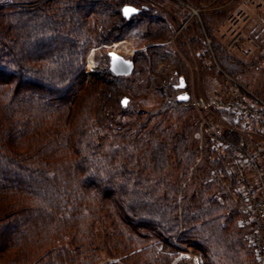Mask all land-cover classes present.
Segmentation results:
<instances>
[{
    "label": "rangeland",
    "instance_id": "obj_1",
    "mask_svg": "<svg viewBox=\"0 0 264 264\" xmlns=\"http://www.w3.org/2000/svg\"><path fill=\"white\" fill-rule=\"evenodd\" d=\"M123 4L144 6L147 11L131 16L135 19L114 33L98 31L102 28L94 30V24L99 26L95 22L101 21L105 13L111 14ZM66 9L70 10L69 16L84 23L80 26L82 37L90 33L86 36L107 35L111 40L100 42L106 45L93 43L82 59L84 87L77 94L70 125H64L66 111L58 117L54 111L39 112L40 101L30 94L20 95V103H15L13 110H0L3 163L10 166L7 161L31 153L33 165L44 161L52 166L48 174L53 175L48 176L49 181L45 177L41 180L42 196L39 193L37 199L21 187L0 191V243L9 246L0 256V264H28L35 260L48 264H253L246 229L240 225L241 214H233L230 221H225L223 217L229 215V209L211 204L221 184L215 183L217 187L212 189L201 185L204 175L219 165H213L216 158L207 152L206 139L201 143L200 135L205 138L207 131L215 128L223 132L235 121L226 103L235 90L232 88L264 97V0H0V49L6 52L7 59H17L20 48L21 56L28 58L39 56L41 51L45 55L47 47L50 51L62 47L69 41L67 36H59L63 39L54 45H43V41L52 43L49 38L53 32H66L61 28L54 31L52 24L56 11ZM16 15L22 17L13 18ZM58 21L63 24L65 20ZM109 51L133 60L130 76L114 78L107 73ZM42 58L51 61L48 54ZM179 77L185 80L182 89L178 88ZM52 89L48 85L47 92L39 93L50 97ZM220 91L224 93L218 103L216 93ZM183 92L189 100L184 105L177 104L176 97ZM48 97L43 104H47ZM124 98L127 103L123 108L120 102ZM53 101L58 105L59 100ZM100 119L106 123L114 120L127 129L140 121V130L144 126L145 130H137L139 136L152 137L150 142H162L167 147L163 150L160 144H154L163 152L161 157L152 150L136 151L144 142L133 146L130 153H119L117 161L136 162L138 176L136 172H125L130 182L120 180L116 184H101L90 176L87 185H96L102 195L86 191L84 196L79 194L85 200L82 201L78 193L69 194L79 182L69 165L79 148L74 142L63 148L61 140L68 139V133L73 138L76 127L84 126L81 124L85 120L91 124L88 127H95ZM146 129L151 132L149 136L145 135ZM171 132L187 134L176 140L175 149L168 137ZM88 140L93 142L91 135L86 136ZM108 149L99 148L101 152ZM133 153H140L142 160ZM226 160L224 167L218 168L223 173ZM139 177L147 183L138 184ZM230 179L226 176L222 184L226 192L233 186ZM154 180L159 181L154 184ZM166 181L178 183L177 191L172 188L169 192ZM148 182L155 186L156 195L159 193L175 206L177 214L170 212L167 217L164 210L157 208L143 210L146 214H142L147 197L136 199L134 195ZM154 186L151 191L155 193ZM134 187L130 196L135 201H124L122 190ZM90 206L97 208L99 218L95 221L87 211ZM171 223L175 227L168 230ZM129 224L140 234L132 241ZM150 229L159 230L157 241L151 242L145 235Z\"/></svg>",
    "mask_w": 264,
    "mask_h": 264
},
{
    "label": "trees",
    "instance_id": "obj_2",
    "mask_svg": "<svg viewBox=\"0 0 264 264\" xmlns=\"http://www.w3.org/2000/svg\"><path fill=\"white\" fill-rule=\"evenodd\" d=\"M124 6H131L134 7L135 9L138 10V13L134 16L137 17V15L141 14L143 11H147L146 8L144 6L138 7L136 5H131V4H123L122 6H119V8H115L113 9L112 13H105L104 17L101 19V21H97L95 23H98L99 26L97 24H94V30L102 28L101 30L99 29L98 31L102 32V31H106L108 33L116 32L117 30H119L120 27H124L127 26V24H130L133 19L135 18H129L128 20H126L123 16H122V8ZM69 9V8H68ZM63 10V11H56V15L54 16L55 19H53V28L55 27L54 31H57L58 28H61L62 30L66 31L63 32L62 34H56L55 32H53V36L49 38L50 41H52V43L47 42V40H44L43 45H54L59 41H61L63 38H60L59 36H67L68 40L67 42H65V44L60 47L59 49H52L47 47L49 50L46 52V54L44 55V52L41 51L39 56L37 55V57H28V58H23V56H21V52L23 49H17L18 52L16 53L17 59L16 58H12V59H7L6 56V52L0 49V110L5 109L4 111H11V109L13 110V106L15 105V103L19 104L20 103V99L18 98L20 95L23 94H30L32 96V98H34V96H36V98L40 101V104L38 103L39 107L41 108L38 111L39 112H44L45 111H54L56 113V117H58L59 114H61V112H65L68 114L67 117H65L64 120V125H70L69 122L70 121V117H72V109L75 105V100L77 97L78 92L84 87L83 83L81 82V80L83 81L84 79V67L85 64H83L82 59L87 55V53L89 52V49L93 46L94 44H102L100 43L101 41L104 40H111V39H107V35L101 37L97 36V37H88L86 35H92L90 33H86L83 37V27L81 28V25H84V23H82V21H77V19L75 17L69 16V11L70 10ZM68 11V12H67ZM61 12V13H60ZM64 12V13H63ZM63 13V15H62ZM133 16V17H134ZM20 15H16L13 16V18H17L19 19ZM72 17V18H71ZM6 18V15H5ZM59 20L63 19L65 20L63 24L58 23ZM13 20V19H12ZM21 20V19H20ZM60 24V25H58ZM86 24H89L88 22ZM118 24V25H117ZM62 25V26H61ZM98 26V27H97ZM80 30H79V28ZM90 28V27H89ZM118 28V29H117ZM91 33H94L91 32ZM71 38V39H70ZM23 41V40H22ZM98 42V43H97ZM110 43V42H108ZM104 45H106L105 43H103ZM102 44V45H103ZM41 45V44H40ZM68 45V46H67ZM50 55V59L51 61H48L46 59H43V56L46 55ZM10 58V57H8ZM23 58V59H22ZM85 60V58H84ZM21 62H23L24 64H22ZM133 62V60H132ZM134 63V62H133ZM13 67L16 69L14 70ZM47 68V69H45ZM107 73L114 77L111 73H109L107 71ZM17 76V77H15ZM28 76V77H27ZM30 76V77H29ZM181 78V77H179ZM185 83V80H183ZM48 85H51L53 87L50 97H48V95L45 94H40L39 92L41 90L46 92L48 91ZM186 85V84H185ZM36 89V90H34ZM37 91V92H35ZM58 93V94H57ZM55 95H57L58 97H54ZM48 97L47 104H43L42 101ZM55 98V99H54ZM34 100V99H32ZM53 100H59L58 105L54 103ZM51 101V102H50ZM44 102V101H43ZM50 102V103H49ZM175 102L178 103H183L186 104V102H177V100H175ZM119 106V105H118ZM120 106H121V102H120ZM121 109V108H120ZM233 116L235 115L234 110L231 109ZM100 111V110H99ZM86 122V120L84 121L83 124L84 126H78L76 127L77 129L75 130V135L72 138L71 136H73L72 134L68 133V139H66V137L64 138L63 136V140H61V138H58L59 140H61L63 142V148L67 147V143H73L75 147L79 148V150L77 151V157L75 159H73V161H71L69 163L70 168H72L73 171H75L74 177L75 179H79L78 184L76 183L75 187L77 188L76 190H74L72 193L71 191H69V194H77V198L79 200L85 201L83 200V198H81L79 196V194L86 193V191L90 192V193H97L98 195H102V190L100 191V189H96V185L92 187L87 185V180L88 178L91 177H95L96 180H99L101 184H116L118 183L120 180H127V182H130V179H127L126 175L124 174L125 172H136V176H138V174L140 173L139 170L137 171V164L135 163H131V160L127 159L128 161L125 162L123 159L122 160H118L117 161V157L123 153L124 151L128 150V152H131V149H134L133 146H136L138 143H142L144 142V145L142 146H136V151H147V153L151 151V153H154L157 156H162V151L158 150L157 148H155L154 144H160V146L163 148L167 147V144H164L162 142L160 143H153L150 142L152 140V137L149 138H145L144 136L137 134V130H140L141 128V122L138 121L136 122L132 129L129 128H124L123 124L119 123L117 124V122H115L114 120H111L109 122H105L102 121L101 119L99 121L96 122V126L95 127H88L91 124ZM233 123V122H231ZM142 130H145V126L143 127ZM140 130V132L142 131ZM147 133L145 135H150V131H148L149 129H146ZM131 131V132H130ZM135 131V132H133ZM146 132V131H145ZM136 133V135L134 134ZM25 135V134H23ZM21 135V136H23ZM59 135V134H57ZM56 135V136H57ZM91 138H93V142L90 143V140L86 141V136H90ZM184 137L187 136L186 132H184L183 134ZM181 135H175V133H170V135H168L169 139L171 141H173V144L171 146H173L172 148L175 149V143L177 139L181 138ZM137 136V137H136ZM26 139L27 136H24ZM59 137V136H58ZM137 138H140L137 139ZM74 139V140H73ZM196 143L198 142V132L196 133V137H195ZM106 141H109V143H106ZM150 142V143H149ZM147 145H146V144ZM69 144V145H70ZM146 145V146H145ZM150 145V146H148ZM156 145V146H157ZM207 147V152L211 155L214 156L216 158V161L214 162L213 165H219V167L223 168L224 165V158H221L220 156H218L215 152H213L212 150H210V142L209 140L206 139V146ZM112 146V148H110ZM145 146V147H144ZM150 147V148H149ZM99 148H109L107 152H101L99 150ZM129 148V149H128ZM206 148V147H205ZM172 149V151H173ZM203 149V148H202ZM157 151V152H154ZM171 151V150H170ZM100 152V153H99ZM127 152V153H128ZM162 152V153H161ZM196 152H198L197 148H196ZM120 153V154H119ZM102 154V155H101ZM104 154V155H103ZM135 155V153H133ZM31 153H26V155L24 156H18L17 159L14 158L13 161H7L9 163V165L11 166H6L3 162L4 159L0 158V191H6V187H21L22 191L24 190L25 192H31L33 198H38L37 196L40 195L42 193V186H41V180L47 179L51 175L50 173L48 174V170L52 168V166L48 165V164H44V161H40L42 163H39L38 165H33V161L31 160ZM118 155V156H117ZM169 155V154H168ZM46 155H43V158ZM117 156V157H116ZM138 157L137 160L141 161L142 159L140 158V153H138L137 155H135L134 157ZM171 156V155H169ZM188 156H186L185 158H187ZM177 158V157H176ZM42 159V158H41ZM132 159V158H131ZM163 160V157L161 158ZM147 160V159H146ZM178 160V158H177ZM136 161V159H135ZM144 162V160H143ZM12 164V165H11ZM223 165V166H221ZM219 167H217L216 169H218ZM131 168V169H129ZM131 170V171H128ZM214 170L211 169L209 172H207L204 177L201 180V185L202 186H208L212 189V187L216 186L215 183L213 181H211V173ZM171 172V171H170ZM172 173V172H171ZM172 175V174H169ZM182 175V173H181ZM183 175H184V171H183ZM49 176V177H48ZM129 178V177H128ZM230 178V177H229ZM138 180L137 183L141 184L142 183H147V181L143 182L145 179L143 177H139L137 178ZM64 182L65 179H62ZM133 181V180H132ZM141 181V182H139ZM159 180H154V184H156ZM18 182L20 183V185H18ZM231 184L232 183V179H230ZM133 183V182H132ZM130 183V184H132ZM149 185L145 186V189H141L137 192V195L135 194V198H142L147 197V205H145V207H143L142 210V214H146V212H143V210H151L153 211V209L157 208L159 209V211H163L166 212L167 217L168 214L170 212H174V214H177V209L175 208V206L170 205V203L168 202L169 200H163L164 197L162 198V195H156V189H155V193L153 191H151V187L153 188V186H151V182H148ZM165 186H167L169 192H171L172 188L174 190L178 189V183H174L173 185L171 184V182H165ZM141 187H144L141 186ZM234 187V186H233ZM231 186L229 191H225L226 189H222L223 192V198L222 200L219 202H213L212 201V205L219 208H228L229 209V215L223 217L225 221H230L234 215H239L241 214L240 211V202L239 201H235L234 197L236 193L234 192V189ZM130 189V191H126V190H122L121 194L123 195V199L124 201L126 199L129 198V200H134V197L130 196V193H133L132 191H134V188H127ZM217 189V188H216ZM41 190V191H40ZM136 190V189H135ZM177 191V190H176ZM153 192V193H152ZM40 193V194H39ZM49 192L46 193V195ZM106 193V192H105ZM85 195V194H84ZM83 195V196H84ZM228 195V196H227ZM42 196V194H41ZM227 196V198H226ZM225 197V198H224ZM145 199V198H144ZM123 201V202H124ZM52 207L53 206H57L54 205L53 203H51ZM123 205L126 206V204L123 203ZM77 206V205H76ZM127 208V207H126ZM97 208L94 206H90L87 211L91 214L92 219L97 220L99 217H97ZM233 211V212H231ZM141 213V212H139ZM11 214H9L6 218H8L6 221L8 222V220L10 219ZM242 216V214H241ZM70 217V216H68ZM67 217V219H68ZM59 218H62V216L60 215ZM168 219V218H167ZM172 221V220H170ZM58 222V221H57ZM69 223V222H68ZM243 227V229H246V233H248V227H246V225L243 223V218H241V222H240ZM7 224V223H6ZM5 224V225H6ZM70 225V224H69ZM224 225V224H223ZM128 227H130V224L128 225ZM175 227L174 223L168 225V230H172ZM162 230V229H161ZM159 231V230H158ZM158 231H156L155 229H150L148 233H145V235L147 237H149L148 239L151 240V242L157 241L158 239ZM131 236V241L132 238L135 237H140V234L137 233V229H135L134 226H131L129 229ZM9 234L11 235V228H9ZM162 233H160L161 235ZM10 244V243H9ZM17 244V243H15ZM11 245V244H10ZM151 246V243L149 244ZM8 246V245H6ZM6 246L4 244L3 241H1L0 243V256L2 255V253H4L6 251ZM149 246V248H150ZM248 246V244H247ZM9 247V246H8ZM21 247V246H20ZM172 247V246H171ZM174 249V248H173ZM22 250V249H21ZM25 250V249H24ZM248 252L250 254V258H252V262H253V254L251 252L250 247L248 246ZM134 254V253H133ZM25 260V259H24ZM251 260V259H250ZM93 261V260H92ZM26 262V260H25ZM45 262V261H44ZM43 261L40 263V261L35 260L32 261L31 263L28 262V264H48V263H44ZM53 262V263H52ZM50 264H57V261H52ZM27 264V263H26ZM61 264H65V263H61ZM89 264H91V262H89Z\"/></svg>",
    "mask_w": 264,
    "mask_h": 264
},
{
    "label": "built area",
    "instance_id": "obj_3",
    "mask_svg": "<svg viewBox=\"0 0 264 264\" xmlns=\"http://www.w3.org/2000/svg\"><path fill=\"white\" fill-rule=\"evenodd\" d=\"M232 89L235 90L226 103L234 110L235 121L223 132L210 129L205 138L200 135V140L202 143L208 139L211 150L227 159L226 173L219 169L212 173L211 181L221 184L213 199L222 200V189H226L223 181L230 177L236 193L234 200L240 202L243 223L248 227L246 242L253 264H264V97H255L245 89ZM223 93H216L218 103Z\"/></svg>",
    "mask_w": 264,
    "mask_h": 264
},
{
    "label": "water",
    "instance_id": "obj_4",
    "mask_svg": "<svg viewBox=\"0 0 264 264\" xmlns=\"http://www.w3.org/2000/svg\"><path fill=\"white\" fill-rule=\"evenodd\" d=\"M126 7L135 9L134 7H131V6H124L122 8L121 13H122V16L126 20H128L131 16H134L138 13V10L136 9V12L134 14H132L126 18L123 14V9ZM107 57H108V70L113 76H115V77L116 76H130V74L132 73V71L134 69V63L132 62V60L127 59V58H125V57H123V56H121L118 53L113 52V51L107 52ZM184 86H185V83H184L183 79L179 78L178 88L182 89ZM184 96H186L187 99H180V97H184ZM176 100H177V102H186L189 100V95L187 93L183 92V93L177 95ZM124 101H126L125 98L121 100V107H123V108L126 106Z\"/></svg>",
    "mask_w": 264,
    "mask_h": 264
},
{
    "label": "snow or ice",
    "instance_id": "obj_5",
    "mask_svg": "<svg viewBox=\"0 0 264 264\" xmlns=\"http://www.w3.org/2000/svg\"><path fill=\"white\" fill-rule=\"evenodd\" d=\"M135 12H136V9H133V8L126 7L123 9V14L126 18L134 14ZM180 99H187V97L186 96L180 97ZM124 103L126 104L127 101H124Z\"/></svg>",
    "mask_w": 264,
    "mask_h": 264
}]
</instances>
